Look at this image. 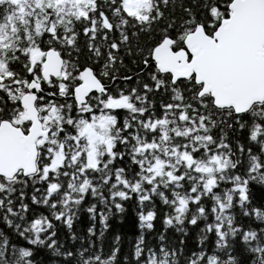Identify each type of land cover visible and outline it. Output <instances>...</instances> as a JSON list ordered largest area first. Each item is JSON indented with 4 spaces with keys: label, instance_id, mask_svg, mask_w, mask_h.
Segmentation results:
<instances>
[{
    "label": "snow or ice",
    "instance_id": "1",
    "mask_svg": "<svg viewBox=\"0 0 264 264\" xmlns=\"http://www.w3.org/2000/svg\"><path fill=\"white\" fill-rule=\"evenodd\" d=\"M257 181L264 0H0V190L32 182L31 203L67 223L85 195L109 212L135 195L148 227L159 195L173 208L165 224L211 215L205 227L227 253L197 260L236 264L231 241L250 245L264 232L236 219L237 210L264 219L249 207ZM6 212L29 208L21 199ZM51 226L36 212L27 242L51 247L54 232L40 235ZM254 250L264 260V245ZM6 252L0 245V264H19ZM20 255L34 264L29 249Z\"/></svg>",
    "mask_w": 264,
    "mask_h": 264
},
{
    "label": "trees",
    "instance_id": "2",
    "mask_svg": "<svg viewBox=\"0 0 264 264\" xmlns=\"http://www.w3.org/2000/svg\"><path fill=\"white\" fill-rule=\"evenodd\" d=\"M246 135V132L241 133V138ZM11 187V192L7 189L0 190V197L6 196L11 201L10 205L5 203L4 207H0V245L7 249L6 257L11 261H19V264H24V261L29 259L21 257L22 247L30 250V259L34 264H149L153 260L156 264H192L194 260L196 264H204L203 259H196L202 251L207 254L216 249L215 254L221 256L227 253V249H217L215 233L209 232L205 227L206 223L211 221V215L207 219H198L194 225H190L187 218L165 224V213L173 215V208L171 204L163 202L159 195L151 198L155 212L150 222L151 227L140 221L141 206L138 205L135 195L124 203L120 212L115 208L109 212L108 205L102 206L98 197L85 195L75 209H69L73 218L67 223L63 220L53 221V210L45 204L37 207L31 203L30 197L34 195L32 182H28L27 186L14 184ZM250 187L249 207L256 206L264 210V182H253ZM163 191L171 200V189L165 188ZM21 199L28 205V214L24 217L19 213L9 216L6 208L15 210ZM56 199L59 200V197ZM205 203L210 206L211 201ZM93 204L95 209L90 213L87 209ZM151 205L144 202L142 207L147 210ZM60 207L57 203L56 210ZM101 211L106 214L103 223L100 220ZM36 212L49 217L52 226L40 235L47 236L54 232L52 239L55 244L51 247L48 246L47 240L44 244L35 245L27 242L37 235L32 233L30 228V221ZM236 219L245 227H264V219L251 214L242 216L239 210L236 211ZM21 231L24 232L23 238L18 235ZM231 245V255L235 257L236 264H264V260L254 250L257 246L264 245V232H259L257 239L251 241L250 245L241 243L237 235ZM137 249L140 250L139 254Z\"/></svg>",
    "mask_w": 264,
    "mask_h": 264
}]
</instances>
